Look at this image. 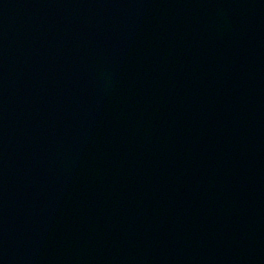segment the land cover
Masks as SVG:
<instances>
[{
    "label": "water",
    "instance_id": "water-1",
    "mask_svg": "<svg viewBox=\"0 0 264 264\" xmlns=\"http://www.w3.org/2000/svg\"><path fill=\"white\" fill-rule=\"evenodd\" d=\"M0 264H264V0H0Z\"/></svg>",
    "mask_w": 264,
    "mask_h": 264
}]
</instances>
